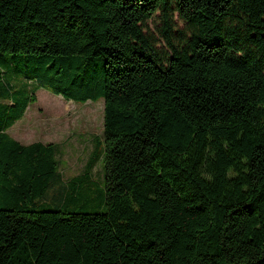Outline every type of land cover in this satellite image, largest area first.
<instances>
[{"label": "trees", "instance_id": "1", "mask_svg": "<svg viewBox=\"0 0 264 264\" xmlns=\"http://www.w3.org/2000/svg\"><path fill=\"white\" fill-rule=\"evenodd\" d=\"M9 55L36 88L103 100V139L63 204H39L54 147L6 134L34 97L0 72V264H264V0H0ZM99 159L105 211L71 212Z\"/></svg>", "mask_w": 264, "mask_h": 264}, {"label": "rangeland", "instance_id": "2", "mask_svg": "<svg viewBox=\"0 0 264 264\" xmlns=\"http://www.w3.org/2000/svg\"><path fill=\"white\" fill-rule=\"evenodd\" d=\"M175 29L172 41L175 45L181 36H186L185 25L177 17L174 19ZM162 17L157 13L145 26V34L160 51H166L167 45L162 36ZM10 65L0 68L4 73V80L12 91H19L20 97L24 89L33 94L31 102L23 117L16 122L6 134L23 146L34 143L52 145L55 151L58 172L61 175L60 188H54L41 203L49 205L63 204L60 199L66 191L67 184L76 177L84 174L87 161L95 146V139H103V108L104 101L76 104L65 101L60 96L53 95L46 89L36 88L22 78L23 74L31 72L36 66H28L18 57L7 56ZM11 102L0 93V106ZM0 128H3L4 112L0 110ZM82 184V185H81ZM81 186L70 203L71 212L103 213L105 211L104 196V168L99 159L88 180L81 182ZM60 199V200H59ZM73 199V198H72ZM55 200V201H54Z\"/></svg>", "mask_w": 264, "mask_h": 264}]
</instances>
